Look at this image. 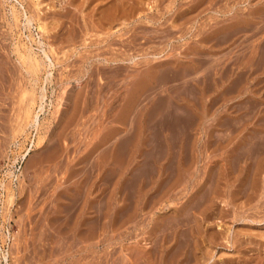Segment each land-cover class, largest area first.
<instances>
[{"label":"rangeland","instance_id":"obj_1","mask_svg":"<svg viewBox=\"0 0 264 264\" xmlns=\"http://www.w3.org/2000/svg\"><path fill=\"white\" fill-rule=\"evenodd\" d=\"M23 6L0 0V264H264V0Z\"/></svg>","mask_w":264,"mask_h":264},{"label":"bare ground","instance_id":"obj_2","mask_svg":"<svg viewBox=\"0 0 264 264\" xmlns=\"http://www.w3.org/2000/svg\"><path fill=\"white\" fill-rule=\"evenodd\" d=\"M33 1V4H34V7H35V12L33 13V14H29L28 15V13L27 12H30V11H27V9L25 8V6H23V10L21 11L22 12V15L23 16H25V21H27L26 23V25L27 26H29V24L30 23H32L31 21L34 19V17H36L37 19H38V21L43 17V16H41L40 15V5L42 4V2H43V0H32ZM74 1H76V0H74ZM143 1V3H144V0H142ZM159 1V0H158ZM54 2V1H53ZM61 3H62V1H60ZM70 2V1H69ZM88 2V1H87ZM114 2V1H113ZM119 2V1H118ZM130 2H132V1H130ZM147 2V1H146ZM152 2V1H151ZM165 2V1H164ZM209 2V1H208ZM55 3V2H54ZM68 3V2H67ZM81 3V2H80ZM80 3H78V4H80ZM83 3V2H82ZM136 3V2H135ZM77 4V3H76ZM131 4H133V3H131ZM138 4V3H137ZM26 5V4H25ZM56 5V4H55ZM60 5V4H59ZM68 5V4H67ZM163 5V4H162ZM70 6H71V4H70ZM82 6V5H81ZM193 6V5H192ZM13 7V6H12ZM30 7V6H29ZM43 7V6H42ZM46 6H44V8H45ZM49 7V6H48ZM65 7V6H64ZM67 7V6H66ZM75 7L76 6H74V9H75ZM80 7V6H79ZM121 7V6H120ZM124 7H126V6H124ZM171 7V6H170ZM189 7V6H188ZM40 8V9H39ZM58 8V7H57ZM34 9V8H33ZM67 9V8H66ZM109 9V8H108ZM119 9V8H118ZM127 9V8H126ZM181 9V8H180ZM179 9V10H180ZM79 10V9H78ZM121 10V9H120ZM60 11V10H59ZM77 11V10H76ZM83 11V10H82ZM112 11V10H111ZM116 11V10H115ZM119 11V10H118ZM122 11V10H121ZM126 11H128V10H126ZM176 11V10H175ZM64 12V11H63ZM63 12H58V14L60 13V14H62ZM130 12V11H129ZM128 12V13H129ZM176 12H178V11H176ZM183 12V11H182ZM55 13V12H54ZM72 13H73V11H72ZM103 13H105L104 11H103ZM107 13V12H106ZM110 13V12H109ZM120 13V12H119ZM162 13V12H161ZM188 13V12H187ZM46 14H48V13H46ZM76 14V13H75ZM101 14H102V12H101ZM126 14H127V12H126ZM160 14V13H159ZM64 15V13L62 14V16ZM77 15V14H76ZM105 15V14H104ZM112 15V14H111ZM121 15H122V13H121ZM189 15V14H188ZM47 16V15H46ZM45 16V17H46ZM56 16V15H55ZM114 16V15H113ZM116 16H117V14H116ZM126 16V15H125ZM130 16V15H129ZM151 16H153V15H151ZM186 16V15H185ZM13 17L16 19V20H18V18H19V14H18V11L17 10H15V9H13ZM44 17V18H45ZM48 17H50V16H48ZM65 17V16H64ZM72 17V16H71ZM71 17H69V18H71ZM107 17H108V15H107ZM118 17V16H117ZM121 17V16H120ZM124 17V16H123ZM127 17V16H126ZM187 17V16H186ZM63 18V17H62ZM101 19H102V17H100ZM128 18V17H127ZM178 18H180V17H178ZM182 18V17H181ZM46 19V18H45ZM53 19V18H52ZM75 19H76V17H75ZM155 19V18H154ZM57 20V19H56ZM63 20H64V18H63ZM72 20V19H71ZM77 20V19H76ZM85 20V19H84ZM83 20V21H84ZM98 20V19H97ZM116 20H118V19H116ZM175 20V19H174ZM179 20V22H180V19H178ZM41 21V20H40ZM48 21V20H47ZM54 21V20H53ZM60 21V20H59ZM65 21V20H64ZM96 21V20H95ZM106 21V20H105ZM46 22V21H45ZM58 21H56V23H57ZM102 22V21H101ZM116 22V21H115ZM120 22V21H119ZM53 23V22H52ZM64 23V22H63ZM87 23V22H86ZM105 23V22H104ZM65 24V23H64ZM79 24V23H78ZM88 24H89V22H88ZM97 24V23H96ZM118 24V23H117ZM184 24V23H183ZM25 25V26H26ZM56 25V24H55ZM54 25V26H55ZM92 25H93V22H92ZM106 25V24H105ZM38 26L41 28V29H43V30H46L45 28H46V26H47V23H44V22H39V24H38ZM79 26V25H78ZM82 26V25H81ZM80 26V27H81ZM100 26V25H99ZM101 27H103V26H101ZM199 27V26H198ZM197 27V28H198ZM49 28V27H48ZM47 28V29H48ZM82 28V27H81ZM80 28V29H81ZM97 28V27H96ZM136 28V27H135ZM140 28V27H139ZM144 28V27H143ZM196 28V29H197ZM79 29V30H80ZM93 29V28H92ZM95 29V28H94ZM98 29V28H97ZM96 29V30H97ZM167 29V28H166ZM58 30V29H57ZM141 30V29H140ZM164 30H165V28H164ZM193 30V29H192ZM72 31V30H71ZM70 31V32H71ZM143 31V30H142ZM171 31V30H170ZM196 31V30H195ZM73 32V31H72ZM81 32V31H80ZM136 32V31H135ZM141 32V31H140ZM199 32H200V30H199ZM79 33V32H78ZM77 33V34H78ZM138 33V32H137ZM168 33V32H167ZM58 34H60V33H58ZM64 34V33H63ZM69 34H71V33H69ZM68 34V35H69ZM202 34V33H201ZM131 35V34H130ZM133 35H135V34H133ZM168 35V34H167ZM60 36V35H59ZM58 36V37H59ZM138 36V35H137ZM204 36V35H203ZM61 37V36H60ZM63 37H65V36H63ZM70 37H72V36H70ZM130 37V36H129ZM131 37H132V35H131ZM69 38V37H68ZM147 38V37H146ZM207 38H208V36H207ZM58 39V38H57ZM67 39V38H66ZM73 39V38H72ZM71 39V40H72ZM126 39V38H125ZM131 39H133V38H131ZM200 39H203V38H200ZM76 40V39H75ZM128 40V39H127ZM197 40V39H196ZM55 41V40H54ZM66 41V40H65ZM67 41H69V40H67ZM121 41V40H120ZM124 41V40H123ZM198 41V40H197ZM70 42V41H69ZM72 42H73V40H72ZM115 42V41H114ZM135 42H136V40H135ZM39 43H40V41H39ZM111 43V42H110ZM116 43V42H115ZM127 42H125V43H123V44H126ZM133 43V42H132ZM122 44V45H123ZM135 44V43H134ZM260 44V43H259ZM111 45V44H110ZM130 45V44H129ZM213 46V45H212ZM258 46V45H257ZM263 46V45H262ZM129 48H130V46H129ZM128 48V49H129ZM131 49V48H130ZM15 50H17V52H18V55H19V60L21 61V62H25V63H28L29 64V66H30V69L28 70V72H30L31 73V71H38L39 69H40V66L41 65H53L54 64V62H53V60H52V58L50 57V55H49V52L46 50V48H42V54H43V57L42 56H36L35 55V52L33 51V48H32V45H27V44H24L23 45V48H20V46L19 45H16L15 46ZM262 51V50H261ZM201 52H202V50H201ZM206 52V51H205ZM187 53V52H186ZM196 53V52H195ZM3 55V54H2ZM186 55V54H185ZM44 57L48 60V63L46 62V60L44 59ZM190 57V56H189ZM195 56H193L192 58H194ZM196 57H198V56H196ZM251 57H253V56H251ZM56 59V58H55ZM195 59V58H194ZM199 59H200V57H199ZM203 60V59H202ZM245 60V59H244ZM257 60V59H256ZM260 60H261V58H260ZM204 61V60H203ZM254 61V60H253ZM252 61V62H253ZM199 62H201V61H199ZM198 62V63H199ZM240 62V61H239ZM243 62V61H242ZM247 62V61H246ZM251 62V63H252ZM262 62V61H261ZM259 63V62H258ZM196 64V63H195ZM263 64V63H262ZM241 65V64H240ZM239 65V66H240ZM246 65V64H245ZM198 66H200V64L198 65ZM243 67V66H242ZM192 68V67H191ZM203 68V67H202ZM228 68V67H227ZM237 68V67H236ZM209 69V68H208ZM210 69H213V68H210ZM215 69H216V67H215ZM247 69V68H246ZM144 70V69H143ZM228 70H229V68L226 70L227 72H228ZM245 70V69H244ZM263 70H264V68H263ZM201 71H203V70H201ZM221 71V70H220ZM234 71V70H233ZM11 72H13V71H11ZM224 72V71H223ZM141 73H143V72H141ZM201 73V72H200ZM205 73V72H204ZM225 73V72H224ZM244 73H245V71H244ZM31 74H33V72L31 73ZM51 74V72H49V73H47V75H46V80L49 78V75ZM210 74V73H209ZM212 74V73H211ZM227 74V73H226ZM45 76V75H44ZM241 78V77H240ZM32 79H34V80H37V78L36 77H34L33 78V76H32ZM250 79V78H249ZM22 80V79H21ZM257 81V80H256ZM22 82V81H21ZM201 82V81H200ZM259 82H260V80H259ZM258 82V83H259ZM246 83V82H245ZM43 84V83H42ZM257 84V83H256ZM261 87V86H260ZM39 89V88H38ZM43 89V88H42ZM259 89V88H258ZM257 89V90H258ZM243 90V89H242ZM254 92V91H253ZM39 94V93H38ZM43 96H44V94H42L41 93V95H40V97H41V99L43 98ZM25 97V96H24ZM32 98H35V97H32ZM202 99V98H201ZM40 100V99H39ZM43 100V99H42ZM41 100V101H42ZM200 100V99H199ZM32 102V101H31ZM34 102V101H33ZM256 103V102H255ZM255 103L253 104V106H255ZM259 104V103H258ZM40 107V106H39ZM200 108V107H199ZM202 108V107H201ZM27 115L29 116L30 114H31V112L29 111V109L27 110ZM203 112V111H202ZM35 113V112H34ZM33 113V115L31 116L32 118H31V120H29V122H31V124H33V125H37L38 124V121H37V116H38V113H36V114H34ZM258 120V119H257ZM28 122V123H29ZM255 122V121H254ZM257 123V122H256ZM30 124V123H29ZM255 124V123H254ZM255 141V140H254ZM257 141V140H256ZM261 141V140H260ZM253 144V143H252ZM259 145V144H258ZM254 146V145H253ZM252 146V147H253ZM257 149V148H256ZM228 150V149H227ZM264 150V149H263ZM261 152V151H260ZM227 153H228V151H227ZM223 164V163H222ZM222 169V168H221ZM251 172H252V170H251ZM213 175V174H212ZM227 177V176H226ZM215 178V177H214ZM234 178V177H233ZM196 179V178H195ZM250 179V178H249ZM254 180V179H253ZM214 181V180H213ZM233 181V180H232ZM252 181V180H251ZM195 182V181H194ZM227 186V185H226ZM145 187V186H144ZM246 190V189H245ZM254 191V190H253ZM255 192V191H254ZM235 193V192H234ZM170 194V193H169ZM168 194V195H169ZM167 195V194H166ZM252 195V194H251ZM253 196V195H252ZM232 199V198H231ZM162 201V200H161ZM221 201V200H220ZM145 203V202H144ZM235 211V210H234ZM237 211V210H236ZM235 211V212H236ZM255 214V213H254ZM234 215V214H233ZM248 217V216H247ZM181 222V221H180ZM195 232H196V230H195ZM263 233V232H262ZM227 234V233H226ZM260 235V234H259ZM256 236V235H255ZM255 238V237H254ZM264 238V237H263ZM201 239H202V237H201ZM235 239V238H234ZM189 240V239H188ZM236 240V239H235ZM154 243V242H153ZM166 244V243H165ZM203 244V243H202ZM237 244V243H236ZM153 247V246H152ZM204 249V248H203ZM154 250V249H153ZM148 251V250H147ZM206 251H208L209 252V250H206ZM150 252V251H149ZM140 252H138L137 254H139ZM148 253V252H147ZM151 253V252H150ZM258 253V252H257ZM154 255H155V253H153ZM152 254V255H153ZM179 254V253H178ZM186 254H188V253H186ZM177 255V254H176ZM168 256V255H167ZM175 256V255H174ZM206 256V255H205ZM259 256V255H258ZM5 257H6V255H5ZM122 257V256H121ZM126 257V256H125ZM129 257H131V256H129ZM143 257H144V255H143ZM261 257V256H260ZM126 258H128V256L126 257ZM146 258V257H145ZM151 258V257H150ZM149 258V259H150ZM172 258V257H171ZM188 258V257H187ZM244 258V257H243ZM252 258V257H251ZM167 259V258H166ZM188 259H190V258H188ZM187 259V261H189ZM121 260V259H120ZM124 260H125V258H124ZM127 260V259H126ZM129 260V259H128ZM133 260H134V258H133ZM146 260V259H145ZM144 260V261H145ZM258 260V259H257ZM264 260V259H263ZM139 261H140V259H139ZM168 261V260H167ZM171 260H169V262H170ZM182 261V260H181ZM256 261V260H255ZM122 262V261H121ZM127 262V261H126ZM129 262V261H128ZM135 262H138V260L136 259L135 260ZM147 262V261H146ZM150 262V261H149ZM166 262V261H165ZM165 262H164V264H165ZM199 262V261H198ZM197 262V263H198ZM236 262V261H235ZM247 262H248V260H247ZM187 263V262H186ZM244 263V262H243ZM130 264V263H129ZM136 264V263H135ZM139 264V263H138ZM143 264V263H142ZM147 264V263H146ZM199 264V263H198Z\"/></svg>","mask_w":264,"mask_h":264}]
</instances>
